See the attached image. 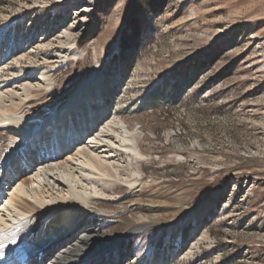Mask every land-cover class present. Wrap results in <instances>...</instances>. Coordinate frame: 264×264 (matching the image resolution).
<instances>
[{"label": "rangeland", "instance_id": "obj_1", "mask_svg": "<svg viewBox=\"0 0 264 264\" xmlns=\"http://www.w3.org/2000/svg\"><path fill=\"white\" fill-rule=\"evenodd\" d=\"M68 45L81 55L55 64ZM41 72L46 101L100 72V109L139 141L140 166L118 146L117 182L98 183L115 190L93 202L109 214L95 260L264 264V0H0V91Z\"/></svg>", "mask_w": 264, "mask_h": 264}, {"label": "bare ground", "instance_id": "obj_2", "mask_svg": "<svg viewBox=\"0 0 264 264\" xmlns=\"http://www.w3.org/2000/svg\"><path fill=\"white\" fill-rule=\"evenodd\" d=\"M70 46L58 53L55 64L81 55L79 47ZM101 85L100 72H95L93 81L82 83L71 95L46 101L54 87L50 73L41 72L36 78L9 81L0 91L6 97L5 108L0 106V201L5 200L0 209V264L138 263L121 256L95 260L106 237L102 226L92 223L109 214L98 213L93 202H102L115 188L98 183L119 177L113 164L116 147L132 152L137 167L142 157L136 132L116 119L113 108L100 109ZM43 89L46 93L34 94ZM112 127L124 134L119 144ZM81 133L92 140H83ZM126 179L137 187L141 175L137 171ZM87 222L90 226L83 228ZM128 235L109 238L104 249H116Z\"/></svg>", "mask_w": 264, "mask_h": 264}]
</instances>
